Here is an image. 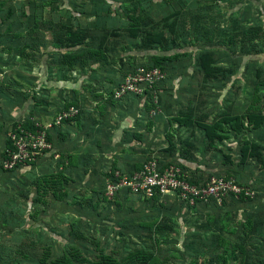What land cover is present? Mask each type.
<instances>
[{"label":"rangeland","instance_id":"374dc122","mask_svg":"<svg viewBox=\"0 0 264 264\" xmlns=\"http://www.w3.org/2000/svg\"><path fill=\"white\" fill-rule=\"evenodd\" d=\"M67 36L72 40H62ZM141 69L160 71L152 86L143 94L115 96ZM110 97L118 101L114 110L100 102ZM71 107L77 113L58 122ZM225 113L262 118L253 121L259 127L244 119L249 128L243 136L221 120ZM19 124L45 129L52 146L15 172L0 174V264L77 263L78 250L96 260L111 248L123 256L133 245L156 253L168 249L176 264H185L184 257L189 264H214L217 255L228 264L222 244L204 254L200 246L188 243L185 250L181 242L185 231L219 235L218 225L236 230L241 210L225 216L219 206L179 209L172 195L160 213L123 222L136 230L126 234L115 225L114 208L108 220L94 226L81 219L77 205L101 202L108 208L104 201L115 196L107 193L106 183L114 173L130 172L148 158L182 169L197 184L212 177L232 179L253 193L242 194L245 198L264 201V5L252 0H0V146ZM116 131L121 136H113ZM50 137L69 144L67 150H55ZM244 137L257 145L260 161L239 163L237 144ZM116 139L123 144L113 148ZM228 158L256 187L222 168ZM135 199L123 207L136 211ZM248 213L255 226L245 227L243 235L258 249L264 241V232L257 231L264 225V204ZM262 251L255 252L262 256ZM238 259L237 264L252 262Z\"/></svg>","mask_w":264,"mask_h":264},{"label":"trees","instance_id":"16d2710c","mask_svg":"<svg viewBox=\"0 0 264 264\" xmlns=\"http://www.w3.org/2000/svg\"><path fill=\"white\" fill-rule=\"evenodd\" d=\"M254 3L258 4V5H264V0H252ZM134 31V34L136 35V31ZM66 36V35H65ZM148 37L150 38H155V35H149ZM73 37H71L70 39L72 40ZM69 39V36H67L65 39L62 40H67ZM69 39V40H70ZM216 45V44H215ZM214 46V45H213ZM207 59H209V57H207ZM211 60V59H209ZM156 63V62H155ZM157 64V63H156ZM211 71L212 69L207 68V71ZM105 101V102H104ZM101 103H105V104H110V107L112 110H114V107L118 105V101H116L113 97H110L109 99L105 100V99H100ZM245 117V118H244ZM261 116L258 114H254V113H250V115H235V116H231L230 114H224L222 116L223 122L225 123H230L231 128L234 133L236 135H239L240 133L243 134L244 130H247L249 127V124H254V119L255 120H261ZM244 119L248 121L249 124H247V127L244 125L245 123L243 122ZM220 123V121L218 122ZM222 124V122H221ZM26 126H30V123H26ZM260 123H256L254 124V127H259ZM33 126V124L31 125ZM217 126V125H216ZM255 129V128H254ZM251 129V134H256L257 132ZM137 134H135L134 136H136ZM50 136V135H49ZM219 138H224V136L227 135H218ZM223 136V137H222ZM239 139V137H238ZM244 138H241V140L238 142L237 144V152H240V162L239 163H245L246 160L248 158H253L257 161H260V155H258L257 153H255L254 151H256L257 145L255 143H251L249 144L248 141H244ZM50 140H52L54 146H55V150H57L58 152H64L67 150V146H69V144L66 145H62L60 143H56V140L54 137H50ZM123 143H115L114 145H122ZM112 146L113 148L115 146ZM11 146V142L9 140V138L7 137V139L3 141V144L0 146V159L2 157L5 156V150L6 148ZM150 159V158H148ZM148 159L141 161V163H139V165L137 167L132 168L129 171L135 170V169H140L143 166V163L145 161H147ZM239 164L234 163L232 161L231 158H228L227 160L222 162V168L228 173V174H232L235 173L237 178L239 180H241V184H249L251 180V177L248 174H244V172L238 171L237 167ZM240 166V165H239ZM20 169V167H16L12 170H3L0 168V174H10L12 172H15L16 170ZM251 183H253V187H256L255 183L252 181ZM74 185V183H73ZM72 185V187H73ZM248 186V185H247ZM72 191L73 188L71 190V195L69 194V197H67V199H71L72 197ZM135 197L137 198L140 206L138 207V209L132 210L130 208L127 207H123L126 205V203H130L131 200H136ZM169 197V196H167ZM167 197H163L161 198L160 196H155L151 199H147V198H142L140 196H132L129 191L122 189L119 190L117 192V194L115 195V198L113 200H106L107 197H105L103 195V198L106 200L104 201L105 203L108 204V208L106 206L101 207L100 205L94 204V205H88L87 207L83 206V205H77V209L79 211L78 214H80L81 219H83L85 222H88L89 224H92L94 226L96 225H100V223H102L105 220L109 219V208H114V211H112V214L117 215V218L115 219V225H117V227L119 228V230L121 232H126V234H136V230L135 229H128V228H124L123 225H121L123 222H125L126 220L132 219V218H142V217H146L155 213H160V207L163 206V203L166 202L165 200H167ZM170 198V197H169ZM174 198V202H176V205L178 206V208H182V207H186V205H184L183 202H181L177 197H173ZM264 201L260 198L258 199H252L251 197H247L245 198L243 195H240L238 198H236L234 195H229L223 205H220L219 207H223L222 212H228L226 213L225 216L229 215V214H233V212L235 210H241L242 211V221L239 222L240 224L238 225L237 229L234 231H227L224 230L220 225H218V228L216 229L219 232V235H215V234H211V235H202L201 233H194V234H188L185 231V240L182 241V246L185 249L186 248V244L188 243H192L194 245H198L200 246V248L204 249L205 252L204 254H207V252H211L212 254L214 252H216L217 247L222 244L223 247L225 249H227L228 253H229V262L228 264H237L239 259L238 257H242L246 260H251L252 262L250 264H264V251L262 256H259L255 251L259 250H264V241H262L260 247H258V249H256L254 246L253 248L251 247V242L246 241L245 235H243L244 228L246 227H250L251 229L254 228V224L255 222L253 221L252 217L250 216V214L248 213V210H252L253 208H256V206H258L259 204H264ZM148 205V206H147ZM112 206V207H111ZM215 206L217 207L218 205H216L215 203H198L195 207L190 208L192 209V211H201V210H206L208 211L211 208L215 209ZM148 207H153L156 208V211H147L146 208ZM60 209V207H58ZM158 208V209H157ZM208 209V210H207ZM152 210V209H151ZM211 211V209L209 210ZM215 211V210H214ZM178 214L180 215V212H178ZM221 223V222H220ZM264 224V223H263ZM262 228V229H261ZM223 229L222 232H220ZM138 231V230H137ZM213 231V230H212ZM257 231L259 233L264 232V225L261 227L259 226V228L257 229ZM229 239L230 241L227 242L226 239ZM264 238V237H263ZM250 246L249 248L247 246ZM134 249L131 252H121V255H117L116 253H118L119 248L115 252H112V248L109 252H101L99 253V255H95L96 256V260H92L90 258H86V255H82V253L78 250L77 253L78 255L81 257L77 260V263H72V262H65L64 264H171L173 261V259H176L175 255L173 254H169V250L168 249H161L158 250V252H149L146 250L141 249L140 246L138 245H133ZM186 250V249H185ZM252 250V251H251ZM181 252V251H180ZM196 254V253H195ZM254 256V257H253ZM251 258V259H250ZM184 262L185 264H189L188 261L186 260V257H184ZM214 260V264H226V259H222L220 258V255H217L216 259ZM173 264V263H172ZM174 264H176L174 262ZM208 264H213V261H209Z\"/></svg>","mask_w":264,"mask_h":264},{"label":"built area","instance_id":"2783aa9c","mask_svg":"<svg viewBox=\"0 0 264 264\" xmlns=\"http://www.w3.org/2000/svg\"><path fill=\"white\" fill-rule=\"evenodd\" d=\"M159 73L154 69H141L139 73L126 79L122 91H116L115 96L130 92L143 94L146 86H152ZM76 113L77 110L71 107L58 115V122ZM8 133L11 146L6 148L5 156L0 159V168L3 170H12L28 161H34L52 146L45 129L26 128L19 124L15 129L11 127ZM106 186L110 197L122 189L129 191L132 196L147 199L156 195L161 198L175 196L188 208H193L198 203H215L220 206L229 195L238 198L242 194H253L232 179L212 177L197 184L191 181L187 172L172 165L164 166L157 158L148 159L140 169L126 173L115 172Z\"/></svg>","mask_w":264,"mask_h":264},{"label":"crops","instance_id":"0c3cea01","mask_svg":"<svg viewBox=\"0 0 264 264\" xmlns=\"http://www.w3.org/2000/svg\"><path fill=\"white\" fill-rule=\"evenodd\" d=\"M112 133V132H111ZM107 135L108 134H110V133H106ZM121 136V133H118L117 131L115 132V133H113V136ZM120 138V137H119ZM122 141H121V139L119 140V139H116L115 141H114V143L112 144V146L115 144V143H121ZM115 146V145H114Z\"/></svg>","mask_w":264,"mask_h":264}]
</instances>
